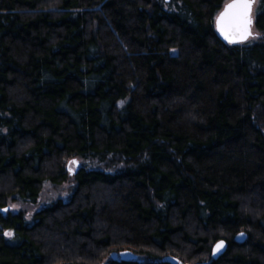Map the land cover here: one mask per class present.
<instances>
[{"label":"trees","instance_id":"obj_1","mask_svg":"<svg viewBox=\"0 0 264 264\" xmlns=\"http://www.w3.org/2000/svg\"><path fill=\"white\" fill-rule=\"evenodd\" d=\"M226 2L0 0V264H264V0L240 43Z\"/></svg>","mask_w":264,"mask_h":264},{"label":"snow or ice","instance_id":"obj_2","mask_svg":"<svg viewBox=\"0 0 264 264\" xmlns=\"http://www.w3.org/2000/svg\"><path fill=\"white\" fill-rule=\"evenodd\" d=\"M254 3L255 0H231L217 17V28L230 43L238 42L234 39L237 34H239L241 41L252 35L250 26L252 24L251 12ZM230 36L233 39H230ZM77 163L75 160L70 161V165H76ZM69 170L72 171L73 169L70 167ZM5 235L11 237L13 234L7 232ZM221 247L222 242L216 246L217 250Z\"/></svg>","mask_w":264,"mask_h":264},{"label":"rangeland","instance_id":"obj_3","mask_svg":"<svg viewBox=\"0 0 264 264\" xmlns=\"http://www.w3.org/2000/svg\"><path fill=\"white\" fill-rule=\"evenodd\" d=\"M253 32H256L253 28ZM75 169L74 165H70L69 168ZM75 186L73 179L69 178L67 181L56 184L52 182H45L44 187L35 201H25V200H15L10 204V209L13 212L19 210H24L26 213L27 219L32 222L34 213L41 209L43 206L49 202L56 200L58 198L62 200H67L70 197V194ZM177 263V259L175 260Z\"/></svg>","mask_w":264,"mask_h":264},{"label":"water","instance_id":"obj_4","mask_svg":"<svg viewBox=\"0 0 264 264\" xmlns=\"http://www.w3.org/2000/svg\"><path fill=\"white\" fill-rule=\"evenodd\" d=\"M256 1H257V0H255V3H256ZM230 2H231V0H227V2L224 4V6L222 7V9H221L220 12L218 13L217 17L219 16V14H220L221 12H223L225 6H226L228 3H230ZM255 3H254L253 6H252V12H251V20H252V24H251V26H250V30H251V33H252V34H253V25H254V20H255V18H254V7H255ZM217 17H216V20H215L216 29H217L219 35H220L225 41L229 42V40H228V39H225L224 35H222L221 32H220V30H218V28H217ZM251 36H252V35H251ZM251 36H249L247 39L241 41V40H240V37H239V34H237V35L234 37V39L237 40L238 42H233V43L245 42V41H247ZM230 39H233V37L230 36ZM245 238H246V234H245V232H240L239 234L236 235V240H237V241H240V242H241V241H244ZM221 242H222V247H221L219 250H217L216 246H217V244H220ZM226 248H227V241H226L225 239H219V240H217V241L214 243L213 247H212V256H213L215 259L218 258L219 255H221L222 253L225 252ZM120 255H121V258H122V259H124V258H126V257H131V256H132V254H131L129 251H127V250H123V251H121V252H120ZM168 259H169L170 261H172V262H175V260H176V258H174V257H172V256H169ZM175 263H176V262H175Z\"/></svg>","mask_w":264,"mask_h":264},{"label":"flooded vegetation","instance_id":"obj_5","mask_svg":"<svg viewBox=\"0 0 264 264\" xmlns=\"http://www.w3.org/2000/svg\"><path fill=\"white\" fill-rule=\"evenodd\" d=\"M120 252H121V251H119V252L112 251V252H111V257H112L113 259H115V260H120V258H121ZM135 258H136V256H134V255L132 254L131 257H126V258H124V259H126V260H131V259H135Z\"/></svg>","mask_w":264,"mask_h":264}]
</instances>
